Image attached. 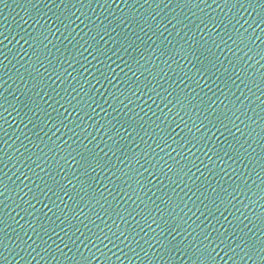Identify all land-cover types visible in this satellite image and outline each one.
I'll list each match as a JSON object with an SVG mask.
<instances>
[{
    "label": "water",
    "instance_id": "obj_1",
    "mask_svg": "<svg viewBox=\"0 0 264 264\" xmlns=\"http://www.w3.org/2000/svg\"><path fill=\"white\" fill-rule=\"evenodd\" d=\"M0 264H264V0H0Z\"/></svg>",
    "mask_w": 264,
    "mask_h": 264
}]
</instances>
